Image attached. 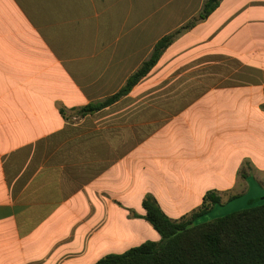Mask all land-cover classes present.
Returning <instances> with one entry per match:
<instances>
[{
	"label": "crops",
	"instance_id": "crops-1",
	"mask_svg": "<svg viewBox=\"0 0 264 264\" xmlns=\"http://www.w3.org/2000/svg\"><path fill=\"white\" fill-rule=\"evenodd\" d=\"M204 4L0 0V264L160 242L147 196L179 220L210 191L221 205L264 193V0H223L128 95L79 113Z\"/></svg>",
	"mask_w": 264,
	"mask_h": 264
},
{
	"label": "trees",
	"instance_id": "trees-1",
	"mask_svg": "<svg viewBox=\"0 0 264 264\" xmlns=\"http://www.w3.org/2000/svg\"><path fill=\"white\" fill-rule=\"evenodd\" d=\"M222 1L205 0L200 14L163 37L120 91L81 108L80 115L95 114L128 95L157 65L172 43L183 32L207 19ZM242 176L246 178L247 171L244 170ZM221 204L222 197L218 192L210 191L198 210L173 220L154 197L147 196L143 202L145 218L161 235V241H147L124 254L106 256L96 264H264V201L217 219L199 222Z\"/></svg>",
	"mask_w": 264,
	"mask_h": 264
},
{
	"label": "rangeland",
	"instance_id": "rangeland-1",
	"mask_svg": "<svg viewBox=\"0 0 264 264\" xmlns=\"http://www.w3.org/2000/svg\"><path fill=\"white\" fill-rule=\"evenodd\" d=\"M263 196H264V193L260 196H254V194H253L251 196L253 198H251V199L255 200V199L261 198ZM242 202H243V204H242ZM249 202H250V199L247 200L245 197L242 196V197L235 198L229 205H217V206H215L214 209L211 210V212L208 215L200 218L199 222L203 223V222H206L209 220L217 219V218L229 215L231 213L244 210V209H246L252 205L259 204L263 201L255 202V203L253 201L252 204H250Z\"/></svg>",
	"mask_w": 264,
	"mask_h": 264
},
{
	"label": "water",
	"instance_id": "water-1",
	"mask_svg": "<svg viewBox=\"0 0 264 264\" xmlns=\"http://www.w3.org/2000/svg\"><path fill=\"white\" fill-rule=\"evenodd\" d=\"M261 201H264V196L261 197V198L256 199V200L254 201V203H255V202H261Z\"/></svg>",
	"mask_w": 264,
	"mask_h": 264
}]
</instances>
